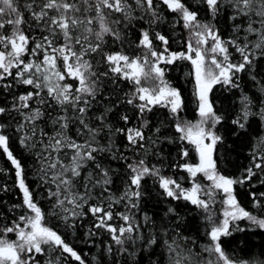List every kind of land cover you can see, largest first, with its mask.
Here are the masks:
<instances>
[{
  "label": "snow or ice",
  "instance_id": "obj_1",
  "mask_svg": "<svg viewBox=\"0 0 264 264\" xmlns=\"http://www.w3.org/2000/svg\"><path fill=\"white\" fill-rule=\"evenodd\" d=\"M198 4L211 18L209 22L200 19V8L193 9L184 0H25L23 4L0 0V153L15 169L22 193V204H14L12 209L26 210L11 222H0V264H41L38 257L45 255L46 264H64L68 259L86 264L81 254L45 223L36 194L25 183L22 162L10 150L12 134L38 161L37 179L52 202L49 215L73 230L75 221L91 216L86 237L99 236L101 231L107 234V240H101L100 264H121L120 257L126 258L124 264L127 258L135 264L138 255L147 259V264H250L227 255L221 237L231 235L230 224L239 220L264 230V192L250 193L253 207L261 210V215H255L240 206L233 191L234 185L254 178L264 185V81L257 80L256 74V62L264 59V0H198ZM165 9L175 15L173 27L182 24L190 34L184 42L185 51H169V39L158 31L154 39L164 46L163 51L153 45L150 29L164 20L161 13ZM221 13L232 22V35L227 39L211 22ZM136 24L148 25V29L141 28L136 44L145 50L144 55L104 51L106 37L122 43L123 31ZM232 51L238 54V61ZM182 60L189 61L195 73L199 117L195 123L180 120L181 93L165 79L166 68L161 66ZM94 62L104 67L97 69ZM245 72L260 85V96L241 89L239 74ZM68 79L75 84L65 82ZM106 80L113 85L117 80L129 81L134 90L123 99L117 95L112 100L103 96ZM217 85L240 90L239 106L231 119L237 130L245 131L251 118L260 122L249 165L239 178L220 174L213 158L222 141L216 128L225 120L209 99ZM20 88L25 90L18 91ZM101 101L103 107L98 110L95 106ZM120 104L132 107L134 125L127 113L119 116L121 126L112 124L109 114ZM155 108L169 113L159 124L146 115ZM169 124L175 136L165 131ZM120 136L123 145L117 143ZM164 142H179V159L190 155L185 142L194 146L197 163L171 165L188 173L190 187L163 175L157 166L162 161L151 163L152 157L160 156L159 146ZM109 156L126 168L120 196L110 189L115 169L103 162ZM198 175L210 182L207 187L197 182ZM146 177L155 178L164 197L184 200L207 213L209 244L200 248L195 240L183 237L178 222L169 228L158 226L146 213L142 220L137 218L133 210L139 209ZM50 184L55 185L54 190L47 187ZM3 191H8L7 186ZM217 191L224 194L223 218L218 223L210 212ZM118 204L125 211H115ZM175 212L168 207L165 215L175 216ZM116 219L123 223L114 224ZM9 234L15 238L10 239ZM157 248L161 250L157 252ZM203 253L215 255L216 261H206Z\"/></svg>",
  "mask_w": 264,
  "mask_h": 264
},
{
  "label": "trees",
  "instance_id": "obj_2",
  "mask_svg": "<svg viewBox=\"0 0 264 264\" xmlns=\"http://www.w3.org/2000/svg\"><path fill=\"white\" fill-rule=\"evenodd\" d=\"M19 2L23 4L25 0H19ZM184 2L193 9L200 8L199 16L202 21L209 22L211 20L204 8L198 4V0H184ZM161 7L163 8V5ZM161 15L164 17V20L158 25H153L152 29H150L154 47L159 51H163L164 46L154 39L155 32L158 31L169 39V51H185L184 42L190 38V34L187 30L183 29L182 24H176L173 27L176 19L174 14L167 12L165 9ZM211 22L216 25L223 38L227 39L232 35V22L226 18L224 13H221L216 20ZM141 28L148 29V25L136 24L135 27L125 29L123 31L124 40L122 43H114L111 37H106L104 51H123L130 57L144 55L145 50L136 46ZM232 57L236 61L239 59L238 54L234 51H232ZM88 59L92 58L88 57ZM99 59L100 57L97 56L96 60ZM161 66L166 68L165 79L181 93L183 108L179 113L180 120L195 123L199 117L194 94L195 73L192 64L187 60H182L176 61L172 65ZM94 67L99 69L104 66L94 62ZM256 74L257 80L264 81V59L256 62ZM239 75L241 89L250 96H260V85L250 78L249 73L245 72ZM65 82L75 84V81L71 79ZM148 85L150 86V84H145V86ZM114 88L115 91H113ZM24 90V88L18 89L21 92ZM133 90L134 85L129 81L117 80V83L113 85L106 80L103 87V96L115 100L116 96L119 95L123 99L125 94L130 95ZM240 94L239 89L227 90L220 85L215 86L209 94V99L213 102L217 113L225 116V120L220 125H217L216 128L217 134L222 136V141L217 144L213 158L217 162L218 172L230 178H239L243 175L244 169L249 165V153L253 140L260 133V122L258 118H251L245 131L237 130L231 124V119L239 106ZM2 100L3 97L0 96V101ZM95 107L98 110H102L103 101ZM254 110H258L257 105H254ZM124 113H127L133 118V125L136 123L135 112L132 107L127 104H120V106L109 114V119L114 126L118 127L122 125L119 116ZM146 115L151 119L153 124H159L161 120L167 119L169 113L167 109L155 108L152 113H147ZM48 130L51 131L50 124ZM165 131L169 136L176 135L171 124L168 125ZM117 143L120 145L125 143L123 136L118 138ZM178 144L179 142H164L161 144L159 146L160 156L152 157L151 163L157 164V161H162V163L157 164V166L161 167L162 174L176 179L183 187L188 188L191 186L188 173L174 168L171 165L185 162L195 164L198 162L197 154L194 146L185 142L183 146L188 148L190 155L187 158L179 159L177 155ZM10 150L22 162L25 183L36 194V202L45 213V223L57 230L65 238L66 242L71 244L81 254L86 264H100V252L103 247L101 240H107V234L101 231L99 236L86 237L87 226L92 220L91 216L86 217L82 221H75L77 227L73 230L66 229L62 220L49 215L52 202L48 199L45 188L40 187V182L37 179L38 161H36L32 153L21 147L16 139V134H12ZM103 162L106 167L115 169V174L112 175L113 183L110 185V189L113 194L120 196L124 191L126 168L123 162L112 160L110 156L105 157ZM0 170H2L0 171V222L6 220L11 222L12 217H18L26 210L23 208L12 209L14 204H22V193L17 187L15 169L2 153H0ZM197 182L205 187L210 183L202 175L197 176ZM5 186H7L8 191H3ZM47 187L53 190L55 189V185L52 184L47 185ZM142 191L143 196L139 209L133 210L137 214L138 219L142 220L143 215L146 213L156 221L158 226L162 224L169 228H174L178 222L179 232L183 237L195 240L200 248L209 244L206 232L211 227V224L205 219L207 213L184 200L177 201L164 197L162 190L158 187V183H155L154 177H146L142 181ZM233 191L241 207L255 215H261V210L253 207V200L250 195L253 191L257 195L264 192V185H261L258 179L254 178L251 182L236 184L233 186ZM223 198L224 194L217 191L215 195L216 202L212 204L210 209L213 220L217 223L223 218L221 216L223 210L221 201ZM168 207H173L176 210L175 216L171 214L168 216L165 215ZM114 210L125 211V208L122 204H118L115 205ZM113 223L119 225L123 222L116 219ZM230 227L232 229L231 235L221 237L222 248L226 254L233 260L248 261L250 264L264 262V230L252 226L247 220L233 222L230 224ZM237 228H242L244 231H238L236 230ZM9 238L14 239L15 237L13 234H9ZM160 250L159 248L156 249L157 252ZM202 255L206 261H216L215 255H209L207 253H203ZM38 258L41 264H46L48 256L45 255ZM119 259L121 264H124L126 258L120 257ZM105 260L107 261L108 258L105 257ZM64 264H76V262L68 259ZM127 264H134L133 259L127 258ZM135 264H147V259H142L138 255L135 257Z\"/></svg>",
  "mask_w": 264,
  "mask_h": 264
},
{
  "label": "rangeland",
  "instance_id": "obj_3",
  "mask_svg": "<svg viewBox=\"0 0 264 264\" xmlns=\"http://www.w3.org/2000/svg\"><path fill=\"white\" fill-rule=\"evenodd\" d=\"M196 83V82H195ZM149 86V85H148ZM194 94H195V88H194Z\"/></svg>",
  "mask_w": 264,
  "mask_h": 264
},
{
  "label": "flooded vegetation",
  "instance_id": "obj_4",
  "mask_svg": "<svg viewBox=\"0 0 264 264\" xmlns=\"http://www.w3.org/2000/svg\"><path fill=\"white\" fill-rule=\"evenodd\" d=\"M196 106H197V101H196Z\"/></svg>",
  "mask_w": 264,
  "mask_h": 264
}]
</instances>
